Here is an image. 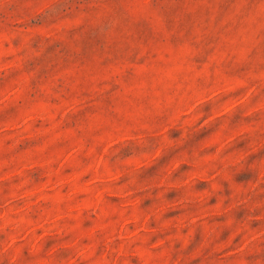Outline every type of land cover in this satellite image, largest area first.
Returning <instances> with one entry per match:
<instances>
[{
	"label": "rangeland",
	"instance_id": "rangeland-1",
	"mask_svg": "<svg viewBox=\"0 0 264 264\" xmlns=\"http://www.w3.org/2000/svg\"><path fill=\"white\" fill-rule=\"evenodd\" d=\"M0 264H264V0H0Z\"/></svg>",
	"mask_w": 264,
	"mask_h": 264
}]
</instances>
